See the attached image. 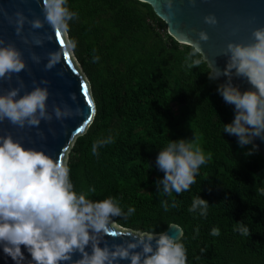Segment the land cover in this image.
<instances>
[{"label":"trees","instance_id":"1","mask_svg":"<svg viewBox=\"0 0 264 264\" xmlns=\"http://www.w3.org/2000/svg\"><path fill=\"white\" fill-rule=\"evenodd\" d=\"M67 6L77 14L65 33L67 44L75 43L69 50L94 107L65 160L74 190L94 187L88 198L113 197L124 213L134 207L131 216L112 218L125 229L143 234L180 226L187 264H264V195L258 191L264 159L253 145L241 147L236 136L223 132L234 119V105L218 93V79L209 80L207 64L187 67L191 49L167 34L146 3L67 0ZM109 135L113 142L93 155V143ZM181 138L194 139L211 158L190 190L160 196L156 181L164 173L156 158L170 139ZM198 196L209 203L206 217L188 211ZM237 222L250 236L234 231ZM213 228L219 236L211 235Z\"/></svg>","mask_w":264,"mask_h":264},{"label":"clouds","instance_id":"2","mask_svg":"<svg viewBox=\"0 0 264 264\" xmlns=\"http://www.w3.org/2000/svg\"><path fill=\"white\" fill-rule=\"evenodd\" d=\"M37 3L43 19L29 20L21 10L9 16L0 8V13L15 26L16 35L26 45L43 46L45 37L32 34L30 40L24 36L25 23L32 29H42L47 24L55 35H61L69 31V22L77 16L68 8L67 0H42V3L37 0ZM188 3L195 7L197 0H188ZM173 4L174 0H165L168 10L173 9ZM204 22L210 26L218 23L214 14L206 15ZM197 37L186 41L191 51L185 56V64L193 69L207 63L209 80L227 77L225 83L218 85L217 91L227 104L234 105L235 116L231 123L224 124L223 132L236 136L241 147L253 145L255 149L254 139L264 140V27L254 28L248 43L226 44L218 54L228 58L223 70L216 66L215 60L209 63L204 55L201 42L209 40L208 33L200 30ZM46 38L51 40V36ZM74 47L72 42L48 52L45 70L53 69ZM197 56L199 58L194 59ZM31 59L36 64L41 62V57L34 52ZM26 67L23 54L16 45L0 38V81L10 82L16 74L18 83V87L0 90V123L7 120L21 129L26 126L38 128L42 121L50 123L53 117L64 121L79 113L78 108L73 109L67 103L63 107L53 104L52 112L48 111L50 93L48 87L40 86L48 85L47 79L39 83L33 80V89L21 95L25 84L18 74ZM234 76L245 79L251 87L241 91L232 83ZM70 99L76 101L74 93L70 94ZM40 135L43 137V133ZM112 142L111 135L95 141L93 155L98 154V147ZM210 158L194 139H170L156 158L157 167L164 173L163 178L156 181L159 195L171 196L173 192L181 194L190 190L201 166ZM95 191L93 187L88 193ZM258 191L264 195V187ZM88 193L74 190L70 169L64 160L54 159L42 149L26 148L11 133L0 135V248L15 264H25L22 246L31 257L27 264H119L125 260L130 264H187L182 234L111 231L113 217L127 218L136 209L129 206L124 213L115 198L92 200ZM161 206L167 211L168 201L162 200ZM171 206L175 207L176 202L173 201ZM208 207L209 203L198 196L193 198L188 211L206 217ZM237 230L243 236L251 234L242 222H237L234 231ZM196 231L198 234L199 229ZM105 235L120 239L131 237V240L123 239L122 243L109 245ZM211 235L219 236V229L213 228ZM200 251L204 253L205 250ZM77 255L79 258L74 259Z\"/></svg>","mask_w":264,"mask_h":264},{"label":"water","instance_id":"3","mask_svg":"<svg viewBox=\"0 0 264 264\" xmlns=\"http://www.w3.org/2000/svg\"><path fill=\"white\" fill-rule=\"evenodd\" d=\"M138 1L146 3L152 8L154 14L165 24L167 34L179 44L187 45L186 41L189 39L196 40L198 38L197 32L206 31L209 40L201 42L204 55L209 63L215 60L216 66L221 70L225 68L228 58L222 55L218 56V54L226 44L229 42L248 43L252 30L264 27V0H197L195 7H192L188 0H174L172 10L166 8L165 0ZM0 8L6 11L9 16H12L17 10H21L29 20L36 17L43 19L37 0H0ZM209 14L216 16L218 23L215 26L204 22V17ZM32 34L45 37L43 46L24 44L16 35L15 26L9 24L7 17L0 13V38L6 42L14 43L22 52L27 65L26 69L18 74L25 84L20 94L23 95L25 91L33 89V80L39 83L41 80L47 79L50 83L48 85L40 84V86L48 87L50 93L47 101L48 111L52 112L53 104L63 107L64 103H67L73 109L78 108L79 113L64 121L57 120L55 117L50 123L42 121L38 128L26 126L21 129L5 120L0 123V135L11 133L13 138L19 140L26 148L42 149L54 159L60 158L65 162L73 140L84 132L94 115L89 85L73 61L70 50L53 69L45 70L47 53L56 51L67 44L64 34L55 35V32L47 24L42 29H32L30 24L25 23L23 35L31 40ZM47 36H51V40H48ZM61 40L63 43H60ZM33 52L41 57L39 64L34 63L31 59ZM218 81L220 84L225 83L227 77L221 76ZM232 83L238 85L241 91L251 87L245 79L235 76ZM13 87H18L16 74L13 75L10 82L0 81V90H8ZM72 93L76 96L75 102L70 99ZM40 133H43V137ZM253 144L264 159V140L255 138ZM110 227L111 231L118 233L128 230L113 222ZM166 231L173 236H181L183 233L182 228L176 224H171ZM117 235L119 236V234ZM104 239L109 245H112L122 243L123 239L131 240V237L120 239L105 235ZM88 250L90 251V249ZM22 251L26 257L25 264H27V260L31 259L30 254L23 246ZM76 258H79L78 255L74 256V259ZM0 264H15L10 256L3 253L2 248H0ZM119 264H130V261H120Z\"/></svg>","mask_w":264,"mask_h":264},{"label":"snow or ice","instance_id":"4","mask_svg":"<svg viewBox=\"0 0 264 264\" xmlns=\"http://www.w3.org/2000/svg\"><path fill=\"white\" fill-rule=\"evenodd\" d=\"M60 43H63V41L61 40ZM85 92H86V89H85ZM90 103V102H89ZM82 131V129H80Z\"/></svg>","mask_w":264,"mask_h":264},{"label":"rangeland","instance_id":"5","mask_svg":"<svg viewBox=\"0 0 264 264\" xmlns=\"http://www.w3.org/2000/svg\"><path fill=\"white\" fill-rule=\"evenodd\" d=\"M64 36H65V34H64ZM65 38H66V36H65ZM79 68V67H78Z\"/></svg>","mask_w":264,"mask_h":264}]
</instances>
